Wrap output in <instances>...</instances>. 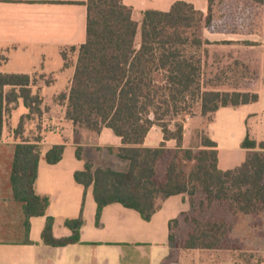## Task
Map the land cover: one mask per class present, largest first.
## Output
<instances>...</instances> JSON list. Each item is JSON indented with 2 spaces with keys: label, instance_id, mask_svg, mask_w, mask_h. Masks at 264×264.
Here are the masks:
<instances>
[{
  "label": "trees",
  "instance_id": "trees-1",
  "mask_svg": "<svg viewBox=\"0 0 264 264\" xmlns=\"http://www.w3.org/2000/svg\"><path fill=\"white\" fill-rule=\"evenodd\" d=\"M206 1L205 12L178 0L166 11L148 9L135 20L133 8L122 0H87L86 40L78 48L68 91L57 97L65 119L74 126L96 134L106 127L122 142L121 147L108 150L126 163L124 170L95 167L87 160L84 169L74 173L77 183L92 187L96 224L100 225L102 210L110 204L133 209L150 221L165 199L187 194L194 206V199L202 194L196 214L185 216L192 225L181 243L187 251L225 249L232 231L229 215L264 211V142L257 143L247 134L241 144L249 151L246 161L222 171L217 166L216 143L207 134L197 133L184 148L183 122L175 119L179 112L188 115L195 100L201 116L208 119L219 108L258 100L252 91L222 90L211 81L205 83L200 53H206L203 48L211 44L203 36L204 29L257 31L264 0ZM233 65L239 67L242 62L234 60ZM29 83L28 75L0 73V139L9 104L18 96L31 113L40 115L41 100L31 96ZM153 126L161 129L163 141L157 147H145ZM170 140L175 141L174 148L166 145ZM38 141L21 140L15 145L10 173L13 199L23 206L27 231L29 219L46 215L49 205V199L35 191L42 154ZM64 148L52 146L45 153L47 163H58ZM76 157L81 158L80 147ZM212 207L223 214L202 216ZM53 222L47 217L41 235L45 244L58 247L80 241L82 215L64 221L72 234L61 239L52 235ZM176 223V219L170 221V225Z\"/></svg>",
  "mask_w": 264,
  "mask_h": 264
},
{
  "label": "crops",
  "instance_id": "crops-1",
  "mask_svg": "<svg viewBox=\"0 0 264 264\" xmlns=\"http://www.w3.org/2000/svg\"><path fill=\"white\" fill-rule=\"evenodd\" d=\"M122 1L133 8V17L139 20L141 12L148 9L166 11L178 0ZM183 1L192 3L203 12L207 9L206 0ZM86 2L0 0V73L28 75L31 96L38 95L41 100L40 115L31 113L23 98L18 96L15 102L9 104L10 110L4 116L0 139V264H179L175 242L182 238L177 231L181 227L188 228L185 216H190L192 199L187 194L165 199L150 221L143 220L133 209L117 203L110 204L103 208L100 225H97V206L92 187L85 188L77 183L74 173L83 170L87 160L95 167L124 170L126 163L108 150L121 147V139L106 127L96 134L74 126L65 119L64 112L60 119L65 129L52 133L45 130L47 125H53L52 122H45V104L68 91L74 74L77 57L68 72L65 57L69 56V51L78 53L79 46L86 40ZM203 36L211 43L228 42L221 46L229 48L237 60L255 73L251 86L242 91L257 93L258 100L219 108L205 124L207 135L217 145V166L226 171L246 161L249 151L241 144L247 134L257 143L264 142V7L261 8L257 31L211 33L204 29ZM209 46L212 44L206 47ZM47 61H55L56 67L45 66ZM50 75H55L53 82L46 80ZM65 81L69 84L67 90L59 92ZM9 89L7 87L5 92ZM15 93L19 95L17 87ZM201 118L200 111L192 118L194 130L200 127ZM156 127L150 129L143 146L157 147L163 141L159 127L157 137H151ZM183 128V147L187 148L192 139L186 137L185 123ZM35 139L39 140L42 149L35 191L47 197L49 205L46 215L29 219L27 231L23 206L13 199L10 173L15 145L21 140ZM156 142L159 144L156 145ZM54 145H64L63 156L58 163L49 164L45 153ZM166 145L174 148L176 144L170 140ZM77 147L81 148L80 159L76 157ZM104 152L116 162L118 160L123 169L103 163L100 158ZM80 215L83 225L79 242L58 247L43 242L41 235L47 217L54 219L53 237L61 239L72 234L64 221ZM175 219L177 223L170 225V221Z\"/></svg>",
  "mask_w": 264,
  "mask_h": 264
},
{
  "label": "rangeland",
  "instance_id": "rangeland-1",
  "mask_svg": "<svg viewBox=\"0 0 264 264\" xmlns=\"http://www.w3.org/2000/svg\"><path fill=\"white\" fill-rule=\"evenodd\" d=\"M222 43L224 42H213L211 43L212 46H209L208 48L205 46L203 48L206 49V53H203V51L200 53L204 63V82L211 81L213 85H217L216 88L222 90L232 88H239L242 90L245 87H250L255 78V73L245 67L243 63L241 66L239 65V67L233 65L234 60H237L236 56L231 50H229V48L222 47ZM68 54L69 56L65 57L67 72L71 70V66H73L75 58L77 57V53L75 54L74 51H69ZM44 65H50L51 68H55L56 62L47 61ZM70 76L71 75L69 74L66 80L69 81ZM54 79L55 75H50L46 80L48 82H53ZM65 82L61 85L63 86V89H59V92L60 90H67L69 84H67V82L65 84ZM187 111L190 112L188 115L185 114V111L179 112L175 117V119L182 121L183 124L185 123L186 137L192 139L197 133L201 136L207 134L205 131V124L208 117L201 118L200 127L197 128V130L193 129L194 122L192 118L196 116V114L198 115V111H200L198 101H193L191 107ZM44 113L46 123L52 122V124L57 127V131L65 129L60 119V117H62L61 114H63V107L57 100V97L47 101ZM173 125L174 120L171 121L170 127L174 128ZM45 128L48 133H52L51 126L48 127L47 125ZM70 129L73 128L70 127ZM157 131H160L158 127L153 130V134L151 135L152 138L157 137ZM155 144L158 145L159 143L156 142ZM91 155L94 156L92 153ZM102 155L103 156L100 160L103 163L109 164L116 169H123V165L120 164L118 160L116 162V160L112 156H109L107 152H104ZM201 196L202 194L197 195L194 199L195 205L192 206L190 215L196 214L195 212H197L196 210L198 209ZM220 212L219 208L212 207L207 209L202 216H216L222 213ZM228 219L232 225V231L228 238L227 247L222 250H184L181 247V243L192 225L187 221L188 228H179L177 235L182 239L178 238L179 240L175 242V255L179 264H264V211H261L256 215H229Z\"/></svg>",
  "mask_w": 264,
  "mask_h": 264
},
{
  "label": "built area",
  "instance_id": "built-area-1",
  "mask_svg": "<svg viewBox=\"0 0 264 264\" xmlns=\"http://www.w3.org/2000/svg\"><path fill=\"white\" fill-rule=\"evenodd\" d=\"M51 129H52V131H56V130H57V128H56L55 125H52V126H51Z\"/></svg>",
  "mask_w": 264,
  "mask_h": 264
}]
</instances>
